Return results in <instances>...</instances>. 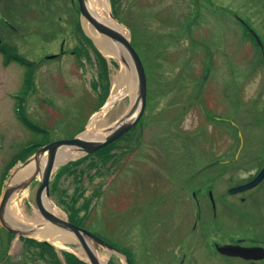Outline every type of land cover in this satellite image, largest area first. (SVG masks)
Returning a JSON list of instances; mask_svg holds the SVG:
<instances>
[{
    "label": "rangeland",
    "instance_id": "374dc122",
    "mask_svg": "<svg viewBox=\"0 0 264 264\" xmlns=\"http://www.w3.org/2000/svg\"><path fill=\"white\" fill-rule=\"evenodd\" d=\"M108 2L143 61L146 106L125 136L75 160L60 175L56 167L46 201L56 216L100 236L132 264H264L218 252L238 236L249 239L243 226L251 227L264 208L247 216L230 211L232 219L219 210L224 227L238 228L232 232L238 235H230L212 218L198 222L193 200L194 192L198 198L202 191L217 197L245 182L252 169L248 163L257 166L258 153L264 155V63L237 20L248 22L264 45V0ZM0 46L6 56L30 63L5 64L0 52L1 198L13 172L23 167V145L33 137L17 109L47 130V141L71 139L109 100L121 65L89 38L77 0H0ZM132 73L137 96L133 68ZM203 76L204 113L198 104ZM132 106L129 94L115 100L103 116L102 130ZM39 184L37 175L15 191L6 214L15 211L22 223L34 227L51 224L35 204ZM259 188L251 192H262ZM38 216L42 221H36ZM39 240L44 239L9 235L0 226V264H68L67 253L90 264L76 242L48 241L47 247ZM92 245L103 264H127L123 255Z\"/></svg>",
    "mask_w": 264,
    "mask_h": 264
},
{
    "label": "water",
    "instance_id": "95a60500",
    "mask_svg": "<svg viewBox=\"0 0 264 264\" xmlns=\"http://www.w3.org/2000/svg\"><path fill=\"white\" fill-rule=\"evenodd\" d=\"M77 1L81 16L86 18L88 21H90L98 32H100L101 34L112 40L115 45L119 46L127 54L129 61L132 64V68L135 71V77L137 80V87H138V95L136 96V99L133 102V106L129 109V111L125 112V114L120 118V120L114 126H112L109 129V133L104 138L101 139L84 138L83 134L86 130L85 129L80 134H78L77 136L71 139H60L49 142L40 149H38L33 154L35 161H37L40 155L44 153H46L47 155L45 167L40 176L41 182L35 192V204L37 206L39 214L46 221L58 226L63 230L70 232L78 239L79 243L81 244L87 255L90 264H100L94 252L91 250L90 246L88 245V242L96 243L102 247H105L121 255L122 253L119 252L117 249H115L108 242H106L102 238L92 233L91 231L83 227H80L78 225H75L64 218H60L54 215L44 205V200H47L50 197L49 179L55 167L54 166L55 153L58 150V148L62 146H69L71 148L81 150L83 154H87L121 137L126 131H128L133 125L136 124V122L144 112L146 105V97H147V80H146L145 69L142 64V61L139 55L137 54V52L135 51V49L133 48V46L131 45L129 38L126 35H124L120 30L112 28L108 24L98 19L93 13H91L87 7V0H77ZM111 16L113 17L112 14ZM253 34L256 37V39L259 40L254 32ZM122 60L125 61L124 58H122ZM139 106H140V110L138 112ZM70 160L65 161L61 165L69 162ZM25 164H27V161L25 162ZM38 173L39 171L35 170L27 180L20 182L15 187L7 186L0 199V224L5 229H7L8 231L14 234H17V229H14L10 225H8L4 218L7 204L12 194L19 189L25 188ZM263 177H264V167L253 180L239 187L232 188L230 191L238 192L251 188L255 186ZM218 250L220 253L226 255H235L245 258L264 257V249L259 247L245 248L234 245H223L218 247ZM125 259H126V263L130 264V261L126 257Z\"/></svg>",
    "mask_w": 264,
    "mask_h": 264
},
{
    "label": "bare ground",
    "instance_id": "6f19581e",
    "mask_svg": "<svg viewBox=\"0 0 264 264\" xmlns=\"http://www.w3.org/2000/svg\"><path fill=\"white\" fill-rule=\"evenodd\" d=\"M87 7L91 13H93L98 19L103 21L104 23L108 24L114 29L120 30L124 35L128 36L127 30L124 28L122 24H120L117 20H115L110 15V7L108 0H87ZM83 28L88 34V36L94 41V43L100 48L106 55L114 56L117 61L120 63L121 68L118 71V74L115 76V87L112 90V93L109 97L107 104L98 112H96L92 119L90 120L87 129L85 130L83 137L87 139H97V138H104L109 133V127H103V116L109 107L115 100L123 96L124 94L131 95V99L134 102L136 99V83L134 74L132 73V64L129 61L127 54L121 49L119 46H116L112 41H110L106 36L101 34L96 30V28L88 21L86 18H82ZM124 58L125 61L122 60ZM123 62V63H121ZM82 154L81 150H77L71 148L69 146H62L58 148L55 153L54 159V166H58L59 164L64 163L69 159H73ZM47 160L46 153L42 154L38 157L37 161H33L26 166L21 167L13 172L12 177L8 182V186L15 187L20 182L25 181L28 179L35 170H38L39 173H42L45 167V163ZM44 205L47 209H49L55 215H58L55 210L52 209L51 204L44 200ZM12 215V217H11ZM17 219H16V218ZM6 223L12 227L17 229L18 234H25V235H32L37 238L44 239L42 242L47 244L48 241L53 244H57L60 241L66 242H76L79 244L78 239L72 235L70 232L58 228L57 226H53L49 223H45L41 227L34 228L33 225L24 224L21 222L20 216L15 213V211H11L9 214H6ZM24 219V218H23ZM22 219V220H23ZM27 220V219H25ZM36 221H42L41 218L38 216ZM41 241V240H40ZM91 250L94 252V248L88 242ZM80 253L82 254V258L85 260L88 259L87 255L80 245L79 247ZM95 256L98 259L100 264H103L100 255L95 251Z\"/></svg>",
    "mask_w": 264,
    "mask_h": 264
},
{
    "label": "flooded vegetation",
    "instance_id": "af4514ba",
    "mask_svg": "<svg viewBox=\"0 0 264 264\" xmlns=\"http://www.w3.org/2000/svg\"><path fill=\"white\" fill-rule=\"evenodd\" d=\"M257 157H258L257 166H251L248 163V166L252 169L247 170L248 177L246 178L245 182L252 180L258 174V172L262 169L264 165V155H262V153H258ZM214 179H216V177L212 178L211 180H214ZM245 182H242V183H245ZM242 183L239 182L235 186H238ZM199 185H200L199 187V190H200L201 186L203 185L202 182ZM213 185L214 183H212V186ZM257 188L259 189L263 188L262 192L261 190L259 191L260 193L251 192L252 190H255ZM229 189L227 190L226 193L222 192L217 197H214V194L211 191H208L207 193L202 191V197L198 198V192H194L193 200L195 201L196 207L198 210L197 211L198 222H201L202 220H207V219L210 220L212 218L213 221L215 222V227L218 230L220 229L226 230L229 232L230 235L232 234L238 235L239 233H232L234 230L238 228H232V225L229 228H226L220 223L219 216H218L219 210L225 212L227 216L230 211L241 210L247 216V214L248 213L251 214L253 210H256L260 207L264 208L263 207L264 206V177L256 186H254L253 188L247 189L245 191L231 193ZM196 225L194 226V228H196ZM243 227L246 230L245 235L246 234L249 235V239L245 240L244 238L238 236L233 241L226 242L225 244L240 246V247H245V248H258V247L264 248V211L259 214L257 213L256 216L253 217V224L251 225V227H249V225L243 226ZM228 257L238 258V259L250 262V263L264 260V257L263 258H245L241 256H228Z\"/></svg>",
    "mask_w": 264,
    "mask_h": 264
},
{
    "label": "trees",
    "instance_id": "16d2710c",
    "mask_svg": "<svg viewBox=\"0 0 264 264\" xmlns=\"http://www.w3.org/2000/svg\"><path fill=\"white\" fill-rule=\"evenodd\" d=\"M6 49H4L3 47L0 46V52L2 54H4V63L7 64L10 61H17L20 62L22 64H27L29 65V62L24 61V59H22L21 57L14 55V54H9L8 56H6ZM17 116L19 119H21L22 123L24 125H26L28 128H30V130L33 132V137L32 139L27 143V145H23L24 151L23 154L21 155L22 159L24 160L26 158V156L30 153H32L33 151H35L38 147L42 146L43 144H45L46 142H48L46 139L48 137V132L44 127L41 126H37L35 124H33L32 122H30L28 119H26L23 115L22 109L19 108L17 109ZM106 148V147H105ZM103 149L98 150L102 151ZM78 161V160H77ZM77 161L71 162L70 164L64 165L63 167L60 168L58 175L62 174L63 172L67 171L69 169V167L76 163ZM55 184V183H54ZM53 184H51L52 187ZM73 222V219L70 220ZM76 223V222H75ZM9 235H12L11 233H9ZM29 241H32L34 239H28ZM27 241V242H29ZM36 242V240H34ZM38 243L40 244H44L48 247L47 243L45 242H41L39 241ZM65 256H67V262L68 264H85L84 262H82L81 260L77 259L76 257H74V255L67 253Z\"/></svg>",
    "mask_w": 264,
    "mask_h": 264
}]
</instances>
